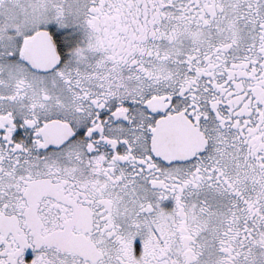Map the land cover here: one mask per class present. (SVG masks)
Segmentation results:
<instances>
[{
	"label": "snow or ice",
	"instance_id": "1",
	"mask_svg": "<svg viewBox=\"0 0 264 264\" xmlns=\"http://www.w3.org/2000/svg\"><path fill=\"white\" fill-rule=\"evenodd\" d=\"M0 264H264V0H0Z\"/></svg>",
	"mask_w": 264,
	"mask_h": 264
}]
</instances>
